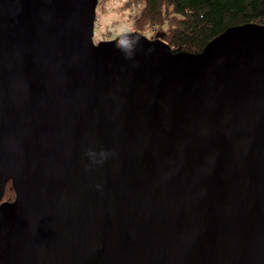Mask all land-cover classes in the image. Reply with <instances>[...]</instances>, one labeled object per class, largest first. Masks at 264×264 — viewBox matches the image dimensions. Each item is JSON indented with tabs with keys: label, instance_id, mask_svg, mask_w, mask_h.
<instances>
[{
	"label": "water",
	"instance_id": "water-1",
	"mask_svg": "<svg viewBox=\"0 0 264 264\" xmlns=\"http://www.w3.org/2000/svg\"><path fill=\"white\" fill-rule=\"evenodd\" d=\"M97 3L0 0V264H264V24L174 53Z\"/></svg>",
	"mask_w": 264,
	"mask_h": 264
},
{
	"label": "trees",
	"instance_id": "trees-1",
	"mask_svg": "<svg viewBox=\"0 0 264 264\" xmlns=\"http://www.w3.org/2000/svg\"><path fill=\"white\" fill-rule=\"evenodd\" d=\"M125 5L140 8L134 16V33L161 40L174 53L196 54L230 27L264 24V0H127ZM13 200L8 183L2 201Z\"/></svg>",
	"mask_w": 264,
	"mask_h": 264
},
{
	"label": "rangeland",
	"instance_id": "rangeland-1",
	"mask_svg": "<svg viewBox=\"0 0 264 264\" xmlns=\"http://www.w3.org/2000/svg\"><path fill=\"white\" fill-rule=\"evenodd\" d=\"M127 0H104L96 8L93 40H112L121 33H134V16L139 7L128 8Z\"/></svg>",
	"mask_w": 264,
	"mask_h": 264
}]
</instances>
